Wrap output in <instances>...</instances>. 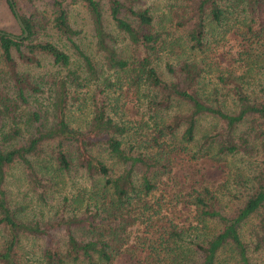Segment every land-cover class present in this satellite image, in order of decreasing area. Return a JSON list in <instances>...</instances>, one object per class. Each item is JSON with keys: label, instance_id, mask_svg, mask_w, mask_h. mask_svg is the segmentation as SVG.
<instances>
[{"label": "trees", "instance_id": "obj_1", "mask_svg": "<svg viewBox=\"0 0 264 264\" xmlns=\"http://www.w3.org/2000/svg\"><path fill=\"white\" fill-rule=\"evenodd\" d=\"M12 3L0 264H264V0ZM244 157L256 169L233 174Z\"/></svg>", "mask_w": 264, "mask_h": 264}, {"label": "rangeland", "instance_id": "obj_2", "mask_svg": "<svg viewBox=\"0 0 264 264\" xmlns=\"http://www.w3.org/2000/svg\"><path fill=\"white\" fill-rule=\"evenodd\" d=\"M4 8L2 4V0H0V27L8 28L10 27V19L8 18V15L6 11L2 9ZM156 9L160 12L162 9H165V7H162L160 2H157ZM71 15L72 18L77 21V25H81V21H79V13L76 14L75 12H72ZM10 25V26H9ZM80 96V95H79ZM67 118L69 123L75 125L78 122H81L89 118V109L85 108L81 102L78 104H75L70 107ZM242 159V161H241ZM240 161H236L233 166L236 168H233L232 173H241L242 176L246 177V172H252L256 169L257 161L254 160L253 157H244L241 158ZM18 171L13 169L11 170V176L8 178L9 182V189L11 190V198L15 200L17 204L20 205V207L23 209V212L27 214L29 217L36 216L39 217L43 212L49 207V202L42 204L40 201L35 199L34 195H32L29 191L27 193V196L24 195L25 192V186L22 184V181L18 178ZM73 178V177H72ZM236 178V176H234ZM71 183L70 179L68 180V185L66 188L65 193H68L69 195L75 194L74 190L70 188ZM16 204V205H17ZM25 246L27 248L30 247L29 242H25Z\"/></svg>", "mask_w": 264, "mask_h": 264}, {"label": "water", "instance_id": "obj_3", "mask_svg": "<svg viewBox=\"0 0 264 264\" xmlns=\"http://www.w3.org/2000/svg\"><path fill=\"white\" fill-rule=\"evenodd\" d=\"M8 2L10 3V8H11V10H12L14 16H15L16 23L18 24V26L22 30V34L20 36H18V38L24 37L26 35V30H25L20 18L17 15L16 9H15L13 3H12V0H8ZM0 33H2V32H0Z\"/></svg>", "mask_w": 264, "mask_h": 264}]
</instances>
